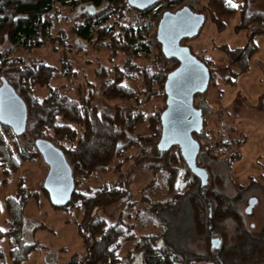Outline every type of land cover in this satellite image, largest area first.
<instances>
[{
    "label": "trees",
    "instance_id": "trees-1",
    "mask_svg": "<svg viewBox=\"0 0 264 264\" xmlns=\"http://www.w3.org/2000/svg\"><path fill=\"white\" fill-rule=\"evenodd\" d=\"M199 1L161 0L141 10L130 6L128 0H0V86L2 77H5L27 107L24 133L16 134L11 127L0 122V170L8 178L19 168L20 160L37 156L43 158L36 146L38 139L50 140L65 153L73 171L75 191L71 202L63 207L72 205L84 209V217L77 225L87 249L84 259L80 260L74 255L67 264H196L202 260L206 264H264V225L261 234L255 235L246 226L241 209L248 193L255 187L264 193V185L254 180L252 186H244L237 183L229 171L228 178L237 191L231 197L222 191L224 187L221 186H225L227 178L225 173L215 171L213 174L207 169V162L211 160L223 163L231 170L240 154L234 150L238 142L233 135L234 127L231 131L224 127L227 131L219 130L221 145H215L211 151L203 148V144L212 138L205 127V119L215 113L212 103L201 97L204 93L196 94L194 103L202 111L203 120L202 129L192 133L199 144L197 170L190 167L179 145L161 146V116L167 106L152 117L150 127L153 135L134 132L143 118L135 112L141 106L140 94L146 95L145 100L153 95L164 94L167 100L165 82L169 73L180 64L163 50L159 26L167 13L183 9L204 15V22L209 16L221 30L238 14L240 21L237 28L248 30V41L243 46L227 47L225 50L228 62L223 69L226 71L227 84L235 85L240 75L250 70L251 61L258 50L254 38L256 34L264 33V10L258 7V2L264 3V0H231V4L228 0H208L201 8L204 12L196 11ZM64 10L75 12L77 19L70 24L69 33L64 28L54 33L57 20ZM130 11L136 14H130ZM132 18L136 20L132 21ZM199 32L191 38L199 35ZM72 35L96 49H107L114 56H127L121 65H113L115 80L107 83L104 94L109 99H134L133 107L124 110L123 107H116L114 113H107L92 102L91 88L80 90L78 96H73L52 84L57 77L69 79L78 75L73 71L68 55L73 50L69 46L76 43L75 39L70 41ZM191 38L183 39L181 44L185 45L182 42ZM49 45L54 51L62 49L61 66L44 58L29 60L24 54H31ZM155 48L163 60L172 61L174 65L168 69L162 67L150 75L147 73L145 90L136 91L125 80L139 69L135 59L142 55L150 57ZM204 63L211 70L210 64ZM155 84L158 85L156 89L153 88ZM41 89H46V93ZM221 123L224 126L225 119ZM133 145L142 146L143 155L147 147L156 145L159 153L164 155V165L151 162L148 165L155 171L159 169L167 172L171 198L152 205L157 211V220L163 225L162 231L140 235L124 258L120 253L125 243L137 238L133 224L127 223L122 217L115 223H109L104 218L93 216L92 211L97 206L112 204L128 196L131 193L130 181L105 183L95 192H91L90 188L83 190L79 187L99 169L122 171L124 163L131 157L120 158ZM141 159L137 158L136 162L143 163ZM178 179L182 181L179 186L176 185ZM213 181H217V188H211ZM20 188L23 190L19 189L16 196L7 200L6 205L13 228L0 231V240L14 234L13 246L9 251L13 264L27 260L39 246L37 242H26L24 237V207L31 196L30 191L25 193V185L22 184ZM1 212L0 203V215ZM228 218L237 223L240 243L225 247L224 250V244L215 246L209 255L189 251L185 244L186 232L189 231V235H209L211 239L217 237L216 240H219L223 224ZM0 264L8 263L0 261Z\"/></svg>",
    "mask_w": 264,
    "mask_h": 264
},
{
    "label": "rangeland",
    "instance_id": "rangeland-1",
    "mask_svg": "<svg viewBox=\"0 0 264 264\" xmlns=\"http://www.w3.org/2000/svg\"><path fill=\"white\" fill-rule=\"evenodd\" d=\"M208 0H200L196 11L204 12L201 8ZM188 4V2H186ZM258 7L264 10V3L258 2ZM130 14H136L130 11ZM204 17V15H203ZM77 19L75 12L64 10L61 17L57 20L54 33L64 28L70 31V24ZM136 19L132 18V21ZM239 15L233 16L224 29H220L217 24L207 17L202 29L194 38L184 40L182 43L191 48L194 55L200 60L210 64L213 71V78L208 90L201 96L212 103L215 113L207 117L205 127L209 129L212 138H219V130L226 128L231 131L234 127V136L238 139L234 150H238L239 158L232 164L229 170L225 164L220 162H207V169L225 173L227 176L224 184L221 186L223 192L229 196H235L237 191L229 180V171L233 174V179L244 186H252L255 182L264 185L263 165H264V33L256 34L255 42L258 50L251 61V67L248 72L243 73L235 85H229L226 82V71L223 69L228 62L226 48H236L243 46L248 41V30L238 29ZM152 35V34H150ZM76 38L72 35L70 41ZM73 50L68 53L73 71L78 75L73 78L57 77L53 80L54 86L61 87V90L68 92L73 96H78L77 92L83 89H92L93 100L100 110L114 113L116 107H133L134 99H109L104 94V89L108 82L115 80L114 66L121 65L127 59L126 55L119 54L114 56L107 49H96L88 43L76 40ZM62 49L54 51L49 45L39 48L31 54L25 52L29 60L34 58H44L51 63L61 66ZM72 56V57H71ZM113 58H115L113 60ZM155 48L150 57L140 56L135 59L139 69H136L132 75L125 80L134 90L141 92L147 85V73L158 72L159 69L174 65L172 61L163 60ZM63 85H66L62 88ZM158 85H154L156 89ZM43 93H46V89ZM144 93L140 94L141 106L136 109L137 116L142 115L139 126L135 133L142 135H153L151 124L153 115L161 111L166 105L164 94L153 95L145 100ZM142 99V100H141ZM141 113V114H140ZM226 123L224 126L223 122ZM224 127V128H223ZM79 128V127H78ZM224 129L225 131H227ZM79 133H80V129ZM226 134V133H222ZM226 138V136H223ZM220 139V138H219ZM207 142V141H206ZM149 146V145H148ZM142 146L133 145L124 153L120 160L131 157L124 163L122 171L118 172L113 168L98 170L89 176L79 188L83 190L91 189L95 192L103 184L115 181H130L131 193L128 196L112 204L97 206L93 209L92 215L98 218H104L109 223H115L119 217H122L127 223L133 224V229L137 238L125 243L120 255L126 257L127 251L134 246L142 234L161 232L163 225L159 223L156 216L157 211L152 207L156 202H163L170 199L168 191L166 171H155L149 167L148 162L164 165L166 159L161 155L156 145L147 147V152L141 154ZM142 157L143 163L136 162L137 158ZM146 165V166H143ZM148 165V166H147ZM181 166V165H180ZM49 167L42 157H35L29 160H20V166L12 172L8 178L0 170V203L2 212L0 215V228L4 231L12 230V217L7 209V200L16 196L17 192L23 190L20 186L23 184L27 188L26 194L30 191V198L25 207V227L24 237L26 242L39 243L36 250L33 251L27 260L21 264H67L71 258L76 255L80 260L84 259L87 249L80 235L77 222L83 219L84 209L76 206L55 207L49 199L44 188L45 179L48 175ZM123 173V174H122ZM257 180V181H256ZM181 179L176 181L179 186ZM217 181H213L211 188ZM219 188V187H218ZM251 204V205H250ZM242 212L246 226L252 230L255 235L261 234L264 225V193L259 188L251 190L248 193L246 201L242 205ZM44 227H39L40 225ZM187 236V237H186ZM185 244L189 251L199 255H209L213 253L216 243L230 247L240 243L238 237L237 223L234 219L228 218L223 224L222 236L219 240L209 235H196L189 231L186 232ZM14 234L5 236L0 240V261L13 264L9 251L13 246ZM184 241V240H183ZM205 260L196 264H206Z\"/></svg>",
    "mask_w": 264,
    "mask_h": 264
},
{
    "label": "water",
    "instance_id": "water-1",
    "mask_svg": "<svg viewBox=\"0 0 264 264\" xmlns=\"http://www.w3.org/2000/svg\"><path fill=\"white\" fill-rule=\"evenodd\" d=\"M160 1L128 0L130 6L141 10ZM203 23V15L182 9L167 13L159 26L165 54L180 63L169 73L165 82L167 107L161 116V146L179 145L193 170H197L199 144L192 133L203 127L202 111L194 104L195 95L208 90L211 70L181 41L198 34ZM0 122L11 127L16 134L24 133L27 124L26 104L5 77H2L0 86ZM36 146L49 166L44 187L52 204L55 207L68 205L75 191V180L65 153L50 140L43 138L36 141Z\"/></svg>",
    "mask_w": 264,
    "mask_h": 264
},
{
    "label": "built area",
    "instance_id": "built-area-1",
    "mask_svg": "<svg viewBox=\"0 0 264 264\" xmlns=\"http://www.w3.org/2000/svg\"><path fill=\"white\" fill-rule=\"evenodd\" d=\"M221 142L222 141L219 138H211L209 141L203 144V148L205 150L211 151L215 147V145H221Z\"/></svg>",
    "mask_w": 264,
    "mask_h": 264
},
{
    "label": "snow or ice",
    "instance_id": "snow-or-ice-1",
    "mask_svg": "<svg viewBox=\"0 0 264 264\" xmlns=\"http://www.w3.org/2000/svg\"><path fill=\"white\" fill-rule=\"evenodd\" d=\"M228 2L231 4V0H228ZM233 7H236V5H232ZM0 231H2V229H0ZM216 243V245L218 246V241L214 242Z\"/></svg>",
    "mask_w": 264,
    "mask_h": 264
},
{
    "label": "flooded vegetation",
    "instance_id": "flooded-vegetation-1",
    "mask_svg": "<svg viewBox=\"0 0 264 264\" xmlns=\"http://www.w3.org/2000/svg\"><path fill=\"white\" fill-rule=\"evenodd\" d=\"M178 11V10H177ZM176 12V11H175Z\"/></svg>",
    "mask_w": 264,
    "mask_h": 264
}]
</instances>
